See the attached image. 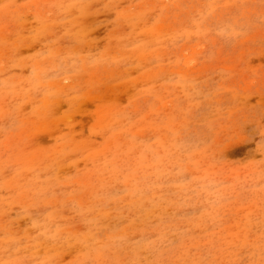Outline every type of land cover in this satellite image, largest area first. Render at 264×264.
I'll return each mask as SVG.
<instances>
[{"label": "rangeland", "instance_id": "1", "mask_svg": "<svg viewBox=\"0 0 264 264\" xmlns=\"http://www.w3.org/2000/svg\"><path fill=\"white\" fill-rule=\"evenodd\" d=\"M0 264H264V0H0Z\"/></svg>", "mask_w": 264, "mask_h": 264}]
</instances>
